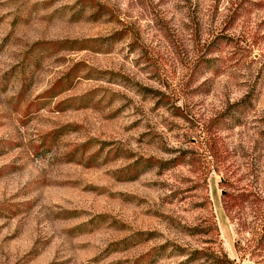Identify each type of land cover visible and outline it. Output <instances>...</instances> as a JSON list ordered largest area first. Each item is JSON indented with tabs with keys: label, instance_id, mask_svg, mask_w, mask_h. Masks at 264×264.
<instances>
[{
	"label": "rangeland",
	"instance_id": "obj_1",
	"mask_svg": "<svg viewBox=\"0 0 264 264\" xmlns=\"http://www.w3.org/2000/svg\"><path fill=\"white\" fill-rule=\"evenodd\" d=\"M2 167L0 264H264V0H0Z\"/></svg>",
	"mask_w": 264,
	"mask_h": 264
},
{
	"label": "trees",
	"instance_id": "obj_2",
	"mask_svg": "<svg viewBox=\"0 0 264 264\" xmlns=\"http://www.w3.org/2000/svg\"><path fill=\"white\" fill-rule=\"evenodd\" d=\"M66 43H67V41L64 40V41H47V43H45V44H46V46H51V45L52 46H67ZM79 48H83V47L81 46ZM72 72H73V70H70L65 76L57 79L53 83V85L48 90H46V92H45L46 96H53V95L57 94L58 92H60L58 90H60L62 88H66L67 89L70 86V83H71L70 76L72 74L73 75L75 74V73H72ZM216 153H217V150L212 151V155H215ZM5 168L6 167L0 168V176L6 172Z\"/></svg>",
	"mask_w": 264,
	"mask_h": 264
}]
</instances>
